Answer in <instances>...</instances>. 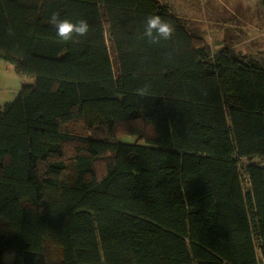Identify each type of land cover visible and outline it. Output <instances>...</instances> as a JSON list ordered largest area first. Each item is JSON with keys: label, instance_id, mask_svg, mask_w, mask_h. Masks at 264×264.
<instances>
[{"label": "trees", "instance_id": "16d2710c", "mask_svg": "<svg viewBox=\"0 0 264 264\" xmlns=\"http://www.w3.org/2000/svg\"><path fill=\"white\" fill-rule=\"evenodd\" d=\"M175 12L0 0V60L31 81L0 105V264L264 262V60ZM53 13L88 36L61 41ZM150 15L171 40L149 44Z\"/></svg>", "mask_w": 264, "mask_h": 264}, {"label": "rangeland", "instance_id": "374dc122", "mask_svg": "<svg viewBox=\"0 0 264 264\" xmlns=\"http://www.w3.org/2000/svg\"><path fill=\"white\" fill-rule=\"evenodd\" d=\"M175 10L188 28L212 52L225 45L264 60V15L259 0H174ZM30 79L18 76L11 64L0 60V105L13 102ZM122 140L133 141L128 138ZM14 253L5 252L2 264ZM259 264H264L260 261Z\"/></svg>", "mask_w": 264, "mask_h": 264}, {"label": "clouds", "instance_id": "9594fccd", "mask_svg": "<svg viewBox=\"0 0 264 264\" xmlns=\"http://www.w3.org/2000/svg\"><path fill=\"white\" fill-rule=\"evenodd\" d=\"M54 29L56 36L66 43H79L81 38H86L90 31L87 20L81 19L72 22L69 19H61L59 13H53L48 21ZM175 33V27L167 22L160 15H150L146 17L144 37L150 45L157 46L161 41L171 40ZM143 94L146 89L138 90ZM10 260L13 256L8 257Z\"/></svg>", "mask_w": 264, "mask_h": 264}]
</instances>
